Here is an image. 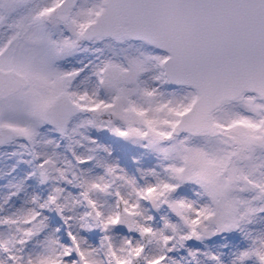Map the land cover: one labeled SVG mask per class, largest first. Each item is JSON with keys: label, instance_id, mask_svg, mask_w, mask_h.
Segmentation results:
<instances>
[{"label": "snow or ice", "instance_id": "obj_1", "mask_svg": "<svg viewBox=\"0 0 264 264\" xmlns=\"http://www.w3.org/2000/svg\"><path fill=\"white\" fill-rule=\"evenodd\" d=\"M0 264H264V0H0Z\"/></svg>", "mask_w": 264, "mask_h": 264}]
</instances>
